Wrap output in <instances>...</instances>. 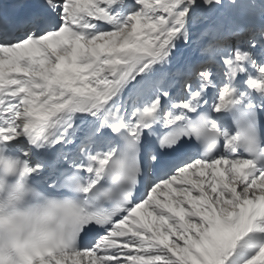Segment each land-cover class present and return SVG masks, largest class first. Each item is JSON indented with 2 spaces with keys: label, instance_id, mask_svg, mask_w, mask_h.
Here are the masks:
<instances>
[{
  "label": "snow or ice",
  "instance_id": "1",
  "mask_svg": "<svg viewBox=\"0 0 264 264\" xmlns=\"http://www.w3.org/2000/svg\"><path fill=\"white\" fill-rule=\"evenodd\" d=\"M0 150L28 264H264V0H0Z\"/></svg>",
  "mask_w": 264,
  "mask_h": 264
},
{
  "label": "clouds",
  "instance_id": "2",
  "mask_svg": "<svg viewBox=\"0 0 264 264\" xmlns=\"http://www.w3.org/2000/svg\"><path fill=\"white\" fill-rule=\"evenodd\" d=\"M52 199L31 184L19 157L0 150V264H28L38 211Z\"/></svg>",
  "mask_w": 264,
  "mask_h": 264
},
{
  "label": "bare ground",
  "instance_id": "3",
  "mask_svg": "<svg viewBox=\"0 0 264 264\" xmlns=\"http://www.w3.org/2000/svg\"><path fill=\"white\" fill-rule=\"evenodd\" d=\"M36 159H37V158L34 156V157H33V162H35Z\"/></svg>",
  "mask_w": 264,
  "mask_h": 264
}]
</instances>
